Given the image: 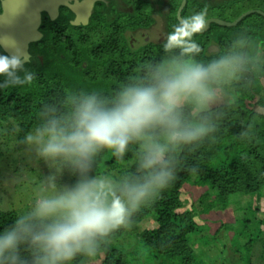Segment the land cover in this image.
Masks as SVG:
<instances>
[{
    "label": "clouds",
    "instance_id": "9594fccd",
    "mask_svg": "<svg viewBox=\"0 0 264 264\" xmlns=\"http://www.w3.org/2000/svg\"><path fill=\"white\" fill-rule=\"evenodd\" d=\"M0 7V23L10 24ZM207 13L205 6L180 18L162 45L165 55L142 64L111 95L66 90L42 105L39 123L18 142L50 171L28 208L0 231V264L95 258L113 232L130 227L176 179L183 151L215 141L224 108L236 102L229 89L264 73V53L252 49L245 31L212 58L197 59L201 47L192 37L206 28ZM0 48L9 53L0 54V89L30 85L36 74L26 67L28 52L7 33L0 34ZM253 136L245 129L238 138ZM133 145L132 170L119 177L95 173L102 152L123 159ZM65 173L75 177L72 183L61 182Z\"/></svg>",
    "mask_w": 264,
    "mask_h": 264
},
{
    "label": "trees",
    "instance_id": "16d2710c",
    "mask_svg": "<svg viewBox=\"0 0 264 264\" xmlns=\"http://www.w3.org/2000/svg\"><path fill=\"white\" fill-rule=\"evenodd\" d=\"M232 6L234 8L229 9L231 16L225 21H234L250 8L264 11V0H241L239 6L237 3ZM202 7L188 2L182 17L199 12ZM170 12V28L166 33L158 34L151 32L149 12L144 10L132 18L119 15L111 24L93 15L87 25L73 26L62 12L55 20L46 19L42 23L43 37L29 45L31 57L26 67L35 72L34 81L30 85L0 89V128L4 124L16 125L20 138H23L39 123L37 113L42 105L59 101L66 90L111 95L137 74L142 64L157 62L165 55L162 45L172 26L179 23L174 11L170 9ZM137 27H144L149 39L139 38L140 43L131 45L129 32ZM245 31L251 37L254 49L258 39L264 41V15L253 11L231 26L211 22L205 31L192 37L201 47L196 58L205 61L212 58L218 49L226 48L236 34ZM209 45H215L217 49L210 51ZM0 54L5 53L0 49ZM261 78L264 73L250 77V84L242 81L232 87L237 95L236 102L224 108L226 114L220 121L215 141H205L180 154L176 179L154 202L133 216L130 227L111 234L109 243L93 258L94 264H131L126 253L113 240L150 218L156 226L142 230L137 227L136 236L159 264H205L204 254L210 260L202 248L217 237L215 232L199 235L207 230L199 222L201 215L226 209L234 196L264 195V111H256L251 104L256 99L255 102L264 108ZM3 79L0 76V82ZM245 129L254 132L250 141L238 138ZM135 148V145L131 146L123 159H117L109 151L102 152L96 159L95 173L108 175L102 171L105 166L118 170L117 177L132 170ZM74 179L70 176L69 182ZM188 185L204 189L199 195L198 209L194 203L187 206L184 202ZM254 214V208L248 205L246 215L239 220L240 225H236L237 219L230 224L224 220L219 222L231 231L230 243L233 245H238L240 237L247 239L242 246L245 252L241 257L243 262L264 264V231L261 229L264 221L254 220ZM18 215L16 210L0 208V231L12 224ZM87 261L88 258L77 257L72 264H86Z\"/></svg>",
    "mask_w": 264,
    "mask_h": 264
},
{
    "label": "rangeland",
    "instance_id": "374dc122",
    "mask_svg": "<svg viewBox=\"0 0 264 264\" xmlns=\"http://www.w3.org/2000/svg\"><path fill=\"white\" fill-rule=\"evenodd\" d=\"M113 1H115L114 9L120 10L122 8L120 7L122 2L120 0ZM163 1L164 0H132V3L136 5L135 3L140 2L142 10L152 13L153 11L151 9H156L154 4H158V2L162 3ZM193 1L197 5L203 6L202 8L207 6L208 16L221 20L231 16L229 9L234 8L232 4L237 3L239 6V1L241 2V0ZM248 10L258 9L250 8L246 11ZM159 12L160 18L152 21L154 27L151 26V28H153L151 32L154 34L161 32L166 33V30L170 28L168 25L171 21L169 19L171 16L169 5L163 10H159L157 13ZM262 12L264 13V11ZM187 16L189 15L187 14L186 17ZM263 45L264 41L258 39L255 43L254 50L262 53ZM260 84L261 87L264 88V78H261ZM229 94L237 98L233 88L229 89ZM261 94L264 95V90H262ZM255 100L256 99H253L251 102L253 108L258 112H263L264 108L258 105ZM21 139L16 125L4 124L0 128V147L2 149V156H0V208L13 209L16 210L18 214L25 211L31 204L32 200L41 189V182L50 171L45 161L37 158L35 153L31 151L27 145L18 142ZM102 171L107 172L108 175L113 177L118 176V170L109 169L107 166H105ZM69 181L70 176L65 173L61 182L70 184ZM187 188L188 190H186L187 193L185 194L184 201L185 204L190 206L194 203L195 207L198 209L200 207L199 195L203 193L204 189H194L193 186L190 185H188ZM231 199V203L226 209L217 211L212 210L210 214L201 215V218L199 219V222L207 227V230H204L199 235H212L215 232V236L217 237L216 240L208 243V245L202 248L210 258V260L207 259L204 254L202 259L205 264H249L248 262H243L241 260L242 255L245 254L242 246L247 239L240 237L238 245H233L232 242L230 243L231 231H228L224 226H221L219 221L224 220L226 224H230L237 219L236 225H240L239 220L246 215L248 205H252L255 210L253 219L264 221V195L261 197H256L254 195H239L234 196ZM155 226L156 223L150 218L144 220L137 227H139L138 230H142ZM137 227L113 240V243L126 253L131 264H159L156 259L149 255L147 250L140 243L136 236L138 233V230H136ZM261 229L264 231V224L261 225ZM86 264H94L93 259H89Z\"/></svg>",
    "mask_w": 264,
    "mask_h": 264
},
{
    "label": "flooded vegetation",
    "instance_id": "af4514ba",
    "mask_svg": "<svg viewBox=\"0 0 264 264\" xmlns=\"http://www.w3.org/2000/svg\"><path fill=\"white\" fill-rule=\"evenodd\" d=\"M4 0H0V4H2ZM122 2L121 6L122 7L120 10H115V4L113 0H58L59 5L57 8V14L54 16L52 19L49 13L45 10L40 12V24L38 26V31L40 32L41 36L38 40L33 41V42H38L44 35L43 31V26L42 23H44L47 20H55L59 14L62 12L64 13L65 17H67V21L73 25V26H83L87 25L89 23L91 17L93 15H97L99 18H103L104 21L107 23L111 24L116 20V18L119 15L127 16L128 18H132L133 15L138 14L141 9V3L137 2L134 5L132 3V0H120ZM169 5V9H172L174 11V15L176 19L178 20L177 17V12L181 6L182 0H171V1H166L164 0L162 3L158 2V4H154V7L156 9H151L153 12H149V17H150V24L149 26H152V21L158 20L160 18V12L157 13L159 10H163L165 7ZM193 3V0H185L181 10H180V17L182 18V11L185 9L187 3ZM75 8L78 13H75L72 9ZM2 7H0V11H2ZM114 11V12H113ZM87 14V15H86ZM86 15V17H85ZM108 17V18H107ZM211 18V17H210ZM208 19V18H207ZM206 19V20H207ZM141 21H143L141 19ZM179 22V20H178ZM148 26V27H149ZM144 27H137L136 30L130 31L129 32V43L131 45L140 43L141 41L139 38H142V40L147 41L149 39V34L147 30L143 29ZM148 34V35H147ZM33 42H30L28 44L27 52L31 57V52L29 45ZM5 54H7L2 48H0ZM216 47H213V45L208 46V50L213 51L216 50Z\"/></svg>",
    "mask_w": 264,
    "mask_h": 264
},
{
    "label": "water",
    "instance_id": "95a60500",
    "mask_svg": "<svg viewBox=\"0 0 264 264\" xmlns=\"http://www.w3.org/2000/svg\"><path fill=\"white\" fill-rule=\"evenodd\" d=\"M184 2L185 0H182L181 6L177 12L178 20H180L181 18L180 10ZM2 4L5 6L9 13V16L4 17V19L7 20L11 18V23H0V34L7 33L13 35L15 39L20 43V45L25 49V51H27L28 44L30 42L38 40L41 36L40 32L38 31V26L40 24V12L43 10L47 11L53 19L57 14L59 2L58 0H4ZM71 9L75 13H78L75 8L71 7ZM18 10L20 11L17 14L10 17L12 13L14 14ZM253 11L264 15V13L260 10H248L239 15L234 21L230 22L211 17L206 20V28L203 31L208 28L211 22L218 23L224 26L235 25L241 18ZM213 47L216 46L213 45ZM3 50L7 54H9L7 50Z\"/></svg>",
    "mask_w": 264,
    "mask_h": 264
}]
</instances>
